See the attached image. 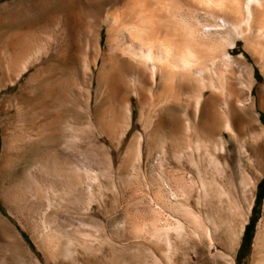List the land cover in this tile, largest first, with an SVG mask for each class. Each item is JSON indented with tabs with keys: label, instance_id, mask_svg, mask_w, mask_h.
Instances as JSON below:
<instances>
[{
	"label": "rangeland",
	"instance_id": "obj_1",
	"mask_svg": "<svg viewBox=\"0 0 264 264\" xmlns=\"http://www.w3.org/2000/svg\"><path fill=\"white\" fill-rule=\"evenodd\" d=\"M94 2L0 0V264H264L262 68L144 79Z\"/></svg>",
	"mask_w": 264,
	"mask_h": 264
},
{
	"label": "bare ground",
	"instance_id": "obj_2",
	"mask_svg": "<svg viewBox=\"0 0 264 264\" xmlns=\"http://www.w3.org/2000/svg\"><path fill=\"white\" fill-rule=\"evenodd\" d=\"M109 1L95 0L94 11L103 13ZM183 3L184 29L168 21L173 11L169 9L172 14H166L164 0H135L136 9L127 20L136 33L123 35L126 54L119 57L122 68L134 70L144 79L159 78L165 87L166 83L193 74L211 73L220 78L223 73L238 72L242 80L248 79L252 91L257 82L256 66L250 64L245 52L242 58L234 54L241 50L242 39L245 50L264 73V0H184ZM114 22L119 24L120 20L114 18ZM211 104L208 100L202 114L208 122L206 131L212 134L223 120L213 117V110L208 107Z\"/></svg>",
	"mask_w": 264,
	"mask_h": 264
}]
</instances>
